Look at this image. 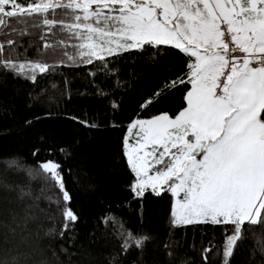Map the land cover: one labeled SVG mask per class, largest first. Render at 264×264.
<instances>
[{
	"label": "snow or ice",
	"instance_id": "snow-or-ice-1",
	"mask_svg": "<svg viewBox=\"0 0 264 264\" xmlns=\"http://www.w3.org/2000/svg\"><path fill=\"white\" fill-rule=\"evenodd\" d=\"M0 35V75L28 85L19 120L0 103L17 124L0 138L61 116L77 145L122 133L107 135L110 167L126 205L140 202L138 224L109 207L78 244L60 159L71 146L36 133L29 153L0 152V264H212L214 250L216 264H264V0H0ZM157 68L152 92L127 99ZM80 71L75 95L100 101L103 121L67 111ZM149 193L169 196L170 233L211 225L219 241L192 259L153 247Z\"/></svg>",
	"mask_w": 264,
	"mask_h": 264
},
{
	"label": "trees",
	"instance_id": "trees-1",
	"mask_svg": "<svg viewBox=\"0 0 264 264\" xmlns=\"http://www.w3.org/2000/svg\"><path fill=\"white\" fill-rule=\"evenodd\" d=\"M3 36L0 35V42H2ZM5 47H7L5 45ZM31 55H35V51L31 52ZM169 67H179L178 63L170 64ZM127 71V68L124 70ZM68 78L73 81V102L67 105V111L74 115L87 114L89 120L103 121L105 119V111L100 101L92 97H79L75 95V91L79 88L83 91V85L87 83L85 73L80 71L75 77L68 73ZM161 69L157 68L151 71L147 77L141 79V82L131 90V94L127 99L138 98L139 95H147L152 92L154 87L160 82ZM45 80H41L40 84H45ZM28 85L23 80L7 79L3 75H0V103L12 104L14 115L17 120L21 118L24 111V93L27 91ZM173 95H179L178 91L173 92ZM14 102V103H13ZM63 107V105H61ZM130 107V106H129ZM15 124L11 118H5L0 112V129L15 128ZM36 133L47 134L54 136L57 143L62 145H70L71 148L68 152L61 156L63 161L64 177L67 190L71 195L70 205L75 210L80 221L76 225L78 232L77 243L85 239V234L92 231L97 226V221L100 219L101 214L106 209L112 207L113 209H122L118 211V216H123L130 225L139 223L138 210L140 208L139 201H131V207H128L125 203L126 193L122 187V183L118 176L113 173L110 167L112 159V148L114 147L107 142V135L111 138H115L122 133L112 132L102 137L100 135H93L92 139L85 140L79 145L76 144L73 139V135L77 133L75 122L65 120L63 116L59 119L55 117L50 120H43L36 125L33 132L20 135L6 136L0 138V152L8 151H20L22 153H29L31 146L38 143V136ZM77 138H79L77 136ZM22 140V142H21ZM51 144V141L48 142ZM44 147L41 148V155H44ZM155 200H162V215L159 229L156 233H152L156 237V241L153 242V247L158 250L161 248V244L158 241H170L173 248L172 258L175 260L180 259H192L198 258L200 255L199 250L202 246L208 245V242L213 238L218 242L220 239L219 228H214L211 225L208 226H177L172 232H169L168 224V210L170 207V198L167 194H162L160 197L153 196L152 194H146L143 200V223L146 225V207L151 205ZM109 228L111 226L100 224V228ZM117 227L119 225L117 224ZM97 235L102 233L97 232ZM193 244L195 247H193ZM179 250L181 255H178L176 250ZM159 254V252H158ZM212 264H216L218 260L215 250L209 256Z\"/></svg>",
	"mask_w": 264,
	"mask_h": 264
},
{
	"label": "rangeland",
	"instance_id": "rangeland-1",
	"mask_svg": "<svg viewBox=\"0 0 264 264\" xmlns=\"http://www.w3.org/2000/svg\"><path fill=\"white\" fill-rule=\"evenodd\" d=\"M162 215V200H155L146 207V226L156 233L160 226Z\"/></svg>",
	"mask_w": 264,
	"mask_h": 264
}]
</instances>
